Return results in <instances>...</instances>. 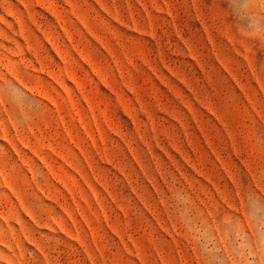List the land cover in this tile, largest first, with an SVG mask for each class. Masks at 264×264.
<instances>
[{"label": "rangeland", "instance_id": "1", "mask_svg": "<svg viewBox=\"0 0 264 264\" xmlns=\"http://www.w3.org/2000/svg\"><path fill=\"white\" fill-rule=\"evenodd\" d=\"M0 264H264V0H0Z\"/></svg>", "mask_w": 264, "mask_h": 264}]
</instances>
